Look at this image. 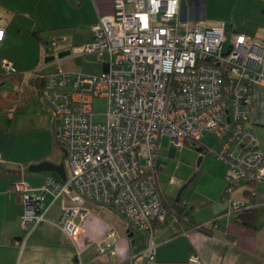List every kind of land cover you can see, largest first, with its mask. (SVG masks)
I'll return each mask as SVG.
<instances>
[{"label": "built area", "instance_id": "1", "mask_svg": "<svg viewBox=\"0 0 264 264\" xmlns=\"http://www.w3.org/2000/svg\"><path fill=\"white\" fill-rule=\"evenodd\" d=\"M181 2L115 0L114 12L93 26L91 41L72 51L100 54L103 73L58 68L44 76L42 94L56 114L55 135L67 147L71 174L67 181L49 175L41 189L26 182L17 185L27 231L46 220L48 194L58 199L73 189L78 204L63 209L58 225L74 242L84 234L81 220L92 211L82 202L90 200L147 233L146 264H151L153 222L167 216L157 192V175L164 167L158 163L163 135L177 151L187 140L199 143L205 134L217 138L219 149L207 148L227 165L224 196L264 184V156L257 135L245 127L254 86L264 83V44L239 32L224 50L225 22L202 19L191 25L181 16ZM51 44L58 47V39ZM2 67L7 73L15 70L7 60ZM11 87L7 83L3 90ZM98 97L109 100L104 123L94 118ZM170 183L180 180L171 177ZM256 195L251 189L250 196ZM230 205L233 212L250 202L232 196ZM117 235L114 228L108 232L99 243L101 253H116ZM190 261L202 264L194 255Z\"/></svg>", "mask_w": 264, "mask_h": 264}, {"label": "crops", "instance_id": "2", "mask_svg": "<svg viewBox=\"0 0 264 264\" xmlns=\"http://www.w3.org/2000/svg\"><path fill=\"white\" fill-rule=\"evenodd\" d=\"M114 3L115 0H0V33L3 34L0 36V74L6 73L2 67L4 60L11 61L17 70L12 76L10 93L1 92L4 81L0 78V264L147 263L149 237L145 233L141 249L134 252L128 239L134 235L132 231L128 237L124 232L119 233L120 237L117 235L118 241L113 248L116 253H101L98 246L96 253L84 258L85 251L97 240L106 239L110 230L109 226L102 228L100 221L91 215L81 220L84 234L77 242L61 229L58 221L63 209L78 204L73 189L58 199L48 194L46 220L27 231L22 223L25 215L23 193L17 186L26 182L34 189H41L52 174L33 173L30 167L44 161L65 163L70 176L68 150L65 151L56 139L57 118L43 97L44 81L37 71L51 72L53 64L46 59L52 54L48 45L54 38L58 39L60 52L82 47L91 41L95 23L114 12ZM180 10L182 18L193 25L206 19L207 3L206 0H182ZM245 127L257 135L264 156V83L254 86L253 104ZM161 140L162 137L160 148ZM176 152V147L171 146L167 155L158 154V163L164 165L159 172L164 171ZM226 174L227 169L224 178ZM56 178L63 180L61 176ZM157 184V192L169 215L166 223L153 225L155 259L151 264H193L191 255L198 257L202 264H264V184L247 187L257 194L253 199L254 228L241 224L230 202L227 203L232 196L242 193L237 191V194L224 196L226 182L224 187H218V198L226 201L222 203L226 204L223 208L229 211L213 212L210 219L198 221L206 226L211 223L208 232L193 226L201 223L193 218L195 206L191 208L190 200L185 201L184 191L188 187H181L180 190H185L178 196V187L175 190L163 187L159 177ZM202 197L204 200L206 196ZM211 201V206L217 203ZM82 205L101 206L92 201L82 202ZM220 217L221 225H217Z\"/></svg>", "mask_w": 264, "mask_h": 264}, {"label": "rangeland", "instance_id": "3", "mask_svg": "<svg viewBox=\"0 0 264 264\" xmlns=\"http://www.w3.org/2000/svg\"><path fill=\"white\" fill-rule=\"evenodd\" d=\"M206 3L207 12L205 16L207 20H222L226 22V29L228 31L227 39L224 43V50H226L233 42L235 38V34L233 32L234 30L240 33H248L253 36L254 39L264 44V1L206 0ZM48 46H50L51 53L53 55L58 53L53 52V50H60L59 47L53 46L52 44ZM100 58L101 55L96 53L86 55L72 53L64 58L57 57L55 61L51 62L53 64L51 72L58 68H63L64 70L80 71L87 75H101L104 71V65L99 61ZM53 111L52 114L55 113ZM108 111L109 100L102 97L96 98L94 105L95 121L100 123L106 122ZM202 140L203 143H205L206 146L211 147L212 150L217 151L219 149L218 139L214 136L205 134L203 135ZM171 146L174 147V145L170 142L169 136H162L161 148H159L158 154L167 155ZM200 147L201 143L193 144L190 140H187L182 149L176 152V156L170 159L168 165L163 168L164 171H160L157 177L160 178L163 187H171L173 190L178 187V191L181 187H185L191 180V183L187 186L188 188L184 191L185 201L190 200L188 203L192 205L191 208L195 206V209H192L195 222L204 224V222L198 221L210 219L213 217V212L218 213L223 210L229 211L226 208H223L226 204L222 203H226V201L224 202V200L218 198V187L225 186L224 174L226 173V169L228 172V168H226L227 165L225 163L216 157L215 153L208 152V154L207 152H201L199 150ZM28 172L30 173L31 171ZM33 173H48L54 175L55 177H60L59 174L52 171ZM170 177L179 179L180 183H170ZM237 193L238 192H235L234 194ZM202 196H206L204 200L202 199L204 198ZM211 200H216L215 202L217 203L211 206V204H213ZM229 202L230 199L227 203ZM85 207L88 208L87 206ZM197 207L200 208L196 210ZM217 208L219 209L216 210ZM88 209L92 210L91 217L97 218L98 221H100L101 227L109 226V230L114 228L118 233V237H120L119 233L121 234L122 232H124L127 237L130 235L129 231L134 232V235L128 239L132 243L134 252L141 249L144 241L143 235L145 233L138 231L124 216L113 211L111 208L104 206H90ZM221 218L222 217L219 218L217 225H221ZM208 224L211 225V223ZM208 224L206 227H210ZM101 241L97 240V242L92 244L90 248L85 251L84 258L91 253H96V247L99 246Z\"/></svg>", "mask_w": 264, "mask_h": 264}, {"label": "trees", "instance_id": "4", "mask_svg": "<svg viewBox=\"0 0 264 264\" xmlns=\"http://www.w3.org/2000/svg\"><path fill=\"white\" fill-rule=\"evenodd\" d=\"M16 72H17V70L15 68V70L12 71V72H10V73H7L6 72L3 75L0 74V78L2 79V81H4L3 82V87H2V90H1L2 93L6 94V93H10L11 92V90L13 88V83H12V79L13 78H12V76L14 74H16ZM37 74L44 81V85H45V77L44 76L47 73H44L42 70H39V71H37ZM3 76H5V78H3ZM5 79L6 80L9 79V80L6 81ZM7 83H11L12 84V87L9 88V89H7V90H3L4 85L7 84ZM7 91H9V92H7ZM57 141H58L59 145L65 151H67L66 145L64 143H62L61 141H59L58 139H57ZM199 143H201V147L199 148V150L201 152H205V153L207 152L208 153L209 152L208 151V148H207L208 146H206L205 143H203V140L202 141H199ZM250 190L251 189L246 188L243 191H241V193H242L241 196L244 197V198H246L247 201L250 202V207L245 208V209H241V210H233V213H235L238 216L237 219H238V221L241 224H243V225H245L247 227H251V228L253 227L254 228V227H256V211H255V208H254L255 207L254 200H253L254 198L250 196ZM164 206H165V204H163V207ZM166 212H167V210H166ZM168 215H169V213L167 212L166 218L168 217ZM166 222H167L166 219L163 222H161V221H155V222H153V225H155V224H164ZM193 226L196 227V228H198V229H200V230H202V231H204V232H208L209 231L205 224H193ZM153 231H154V226H153Z\"/></svg>", "mask_w": 264, "mask_h": 264}, {"label": "water", "instance_id": "5", "mask_svg": "<svg viewBox=\"0 0 264 264\" xmlns=\"http://www.w3.org/2000/svg\"><path fill=\"white\" fill-rule=\"evenodd\" d=\"M229 49L224 53V55H227L229 53ZM72 54V50H67V51H62V52H59L58 55L54 54V55H51V56H48L46 61L48 63L50 62H53L56 60L57 57L59 58H64L66 56H69ZM171 154V153H170ZM174 153L172 152V155ZM200 163V161H199ZM198 163V164H199ZM166 165H167V162H166ZM30 170L33 171V172H47V171H52V172H56L58 173L61 178L64 180V181H67L68 180V173H67V168H66V164L65 163H62V164H55V163H52L50 161H44V162H41V163H38V164H34L30 167ZM191 183V180L188 182V184L185 186V188H187V186ZM185 188H183V190L179 191L178 192V196H181L183 191L185 190ZM181 199V198H180Z\"/></svg>", "mask_w": 264, "mask_h": 264}, {"label": "snow or ice", "instance_id": "6", "mask_svg": "<svg viewBox=\"0 0 264 264\" xmlns=\"http://www.w3.org/2000/svg\"><path fill=\"white\" fill-rule=\"evenodd\" d=\"M3 34L2 33H0V36H2Z\"/></svg>", "mask_w": 264, "mask_h": 264}, {"label": "bare ground", "instance_id": "7", "mask_svg": "<svg viewBox=\"0 0 264 264\" xmlns=\"http://www.w3.org/2000/svg\"><path fill=\"white\" fill-rule=\"evenodd\" d=\"M186 7V6H185Z\"/></svg>", "mask_w": 264, "mask_h": 264}]
</instances>
